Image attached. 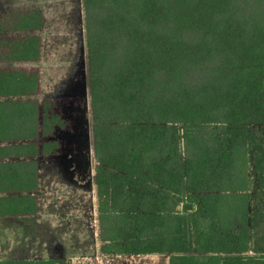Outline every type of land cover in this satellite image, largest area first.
Returning <instances> with one entry per match:
<instances>
[{
    "label": "trees",
    "instance_id": "16d2710c",
    "mask_svg": "<svg viewBox=\"0 0 264 264\" xmlns=\"http://www.w3.org/2000/svg\"><path fill=\"white\" fill-rule=\"evenodd\" d=\"M81 1L100 253L264 264V0ZM43 23L0 13V63L38 61ZM39 88L0 66V216L37 213L36 157L60 150L62 100Z\"/></svg>",
    "mask_w": 264,
    "mask_h": 264
},
{
    "label": "rangeland",
    "instance_id": "374dc122",
    "mask_svg": "<svg viewBox=\"0 0 264 264\" xmlns=\"http://www.w3.org/2000/svg\"><path fill=\"white\" fill-rule=\"evenodd\" d=\"M27 8H40L43 11L44 23L40 31L42 36L41 58L36 62H25V64L0 63V66L37 68L40 71L39 93L49 94L47 92L53 91L57 94L56 96H75L79 99H77V102L74 100V102L76 104L80 103L81 107H84L89 97L87 96L88 66L84 40L82 1L0 0V13ZM82 157L88 158L87 155ZM62 163L65 165L64 162ZM61 171L63 176H65V180H73V173L69 174L65 167ZM83 175L85 174L83 173ZM53 177L57 178L55 175ZM63 194V191L59 193L56 188L50 191L41 189L38 192V200L42 208L40 215L36 218L22 217L23 219H19V217L0 216V258H58L62 255L63 246L44 241L40 230L44 229V227H41L42 221L52 217L49 212L45 211L49 206L47 204L51 205L57 202L58 199L67 198ZM86 203H89L88 200ZM49 211L52 212V209ZM70 213L71 217L75 216L74 212ZM57 214L55 212L56 216H58ZM53 219L56 220L57 218ZM67 245L72 247L70 244ZM64 246L66 247L65 244ZM106 259L104 256L95 258L78 257L72 259L71 263L167 264V260L163 256H130L122 260L121 263L115 258L113 260ZM77 260L81 262L78 263Z\"/></svg>",
    "mask_w": 264,
    "mask_h": 264
},
{
    "label": "crops",
    "instance_id": "0c3cea01",
    "mask_svg": "<svg viewBox=\"0 0 264 264\" xmlns=\"http://www.w3.org/2000/svg\"><path fill=\"white\" fill-rule=\"evenodd\" d=\"M17 63L25 64V62ZM47 93L49 94L39 93L35 98L39 102L46 98L62 100L59 102V108L63 114L65 125L56 128L54 133V137L60 142L59 153L36 157L38 162V189L35 194L37 199H39L38 192L41 189L50 191L56 188L59 193L63 191V196L66 195L67 198H63L62 200L57 198L58 201L54 204H47L49 206L45 211L57 219L54 220L51 217L47 218L46 221L44 220L45 222L42 221L41 227H44V229L40 230V232L43 235L44 241L63 246L62 255L55 259L104 256L111 260L115 258L121 263L122 260L130 256H141L140 254L103 255L100 253L99 197L96 183L97 160L93 148L90 100L88 98L84 107H81L80 103L76 104L74 102V100L77 102L78 97H72L71 95L56 96L57 94L53 91ZM87 96L89 97L88 93ZM83 155H87L88 158H83ZM63 167L69 171V174L73 173L72 181L64 179L65 176H63L61 171ZM53 175L57 178H54ZM87 200L88 204L86 203ZM39 203L40 201L38 200L36 214L13 217H19V219H23L22 217H38L42 208ZM50 209H52V212L49 211ZM55 212L58 213V216L55 215ZM70 212H74L75 216L71 217ZM67 244L72 245V247H69ZM147 255L163 256L166 258L168 264L167 254H143L142 256Z\"/></svg>",
    "mask_w": 264,
    "mask_h": 264
},
{
    "label": "water",
    "instance_id": "95a60500",
    "mask_svg": "<svg viewBox=\"0 0 264 264\" xmlns=\"http://www.w3.org/2000/svg\"><path fill=\"white\" fill-rule=\"evenodd\" d=\"M186 207H188V208H189V207H190V205H186Z\"/></svg>",
    "mask_w": 264,
    "mask_h": 264
}]
</instances>
